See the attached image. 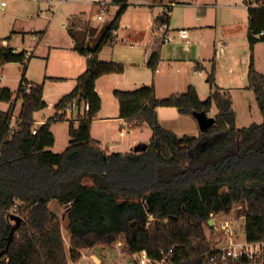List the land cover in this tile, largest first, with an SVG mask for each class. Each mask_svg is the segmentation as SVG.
<instances>
[{"label":"trees","instance_id":"1","mask_svg":"<svg viewBox=\"0 0 264 264\" xmlns=\"http://www.w3.org/2000/svg\"><path fill=\"white\" fill-rule=\"evenodd\" d=\"M129 2L112 0L120 10L95 47L78 39V52L89 57L87 68L45 124L36 128L34 117L48 107L43 84L30 83L23 74L16 94L0 86V101L10 103L8 111L0 110V264L76 263L83 249L112 244L120 236L135 259L145 250L159 262L167 257L170 264H206L211 244L205 228L214 229L209 223L212 214L228 212L240 203L247 204V241L264 242V74L256 70L254 57L255 46L264 42V35L258 36L264 32V8L249 7L248 29L249 89L262 111L261 124L237 127L233 97L219 88L213 70L208 76L213 92L205 101L193 86L164 99L151 86L116 90L120 117L133 127L149 126L153 137L144 153H109L91 136L102 108L96 81L106 74L124 73L125 66L101 61L98 53L119 29ZM161 18L169 23L168 13ZM4 40L0 39V66L16 62L26 67L30 58L26 51L18 53L3 45ZM159 62L156 50L147 65L156 70ZM19 100L22 107L14 127ZM75 103L80 125L71 123L69 146L54 153L48 150L55 145L51 125ZM214 106L219 111L215 125L198 137H179L159 123V107H175L183 115H209ZM207 135L215 139L204 146ZM53 201L68 208L74 245L70 256L61 224L50 209ZM15 206L14 214L23 222L13 232ZM259 260L264 264V257ZM248 262L245 259L244 264Z\"/></svg>","mask_w":264,"mask_h":264},{"label":"crops","instance_id":"2","mask_svg":"<svg viewBox=\"0 0 264 264\" xmlns=\"http://www.w3.org/2000/svg\"><path fill=\"white\" fill-rule=\"evenodd\" d=\"M60 1V0H59ZM58 1V2H59ZM191 0L181 1L180 5H188L194 6L201 10L198 12V15L194 20L190 22V27H187V24L184 25H174V12H175V5L172 7V10L169 14L170 20L167 24V33L166 36L170 37L171 40L167 41L164 39V35L160 37L161 32H153V36L151 41H149L148 46L146 47L145 52V65L148 66V61L150 59L151 54L158 50L160 53V62L158 67L168 64H182L184 68H186L184 76L180 78H176V81H173L171 77L168 76L165 70L161 73L160 82L156 83L155 91L156 95L159 99L167 98L173 94L182 93L183 88L185 87L186 90L189 87L193 86L196 88L200 99L202 100V90H206V86L208 87V91L210 96L213 92L211 86L208 82L209 74L214 70L216 83L225 92H229L233 97V109L235 111L234 105V92H239L243 89L249 90V70H250V62H251V49L250 44L248 41V29H249V8L246 5L244 0L243 4L234 3V4H226L222 3L221 0H214L213 4H202V3H195L190 2ZM194 1V0H192ZM50 5L53 1H49ZM69 3V0L59 4L62 6L66 4L67 6L64 9L63 18L66 21L63 24V28H61L59 34L60 37L58 41L50 43L47 41L50 35V27L46 29H35L34 31H30L27 33L25 32L23 26L17 27L16 26H8L5 32H9L10 34L2 36L0 33V39L4 40L3 45L10 46L11 48L15 49L16 52L20 51V47H16L14 45V38L15 37H22V44H26V37L25 34L31 37L32 41H34V47L30 48L31 50H23L26 51L27 57H30L26 67L24 69V74L26 79L30 83L36 84H43L44 86V100H45V91H46V83L48 80H64L71 78L75 81L74 87H71L70 91L66 94H69L74 90L77 85V78L85 71L87 68V61L89 59L88 56H84L80 54L76 48L78 39L83 41L86 47L92 41V35L96 30H98V25H95L96 28L91 27L87 28L85 32H77L80 30L82 25L87 24L86 21L92 18L93 10L100 9V6L97 4L92 3H83L79 4V2ZM132 0L129 2V8L131 6ZM133 3V2H132ZM133 4L140 5V6H150L154 7L155 5L164 4V6L168 3L162 2V0H136V3ZM118 10L116 15L120 10V6L112 4L109 5L108 12H112L113 9ZM128 8V10H129ZM211 8V9H210ZM216 9V12L213 13V9ZM209 9V10H208ZM126 11V13L128 12ZM7 11V10H6ZM5 12V11H2ZM11 12V11H10ZM5 14L10 15L12 13ZM125 13V14H126ZM124 14V15H125ZM163 13H151L149 16V21L152 28H158L156 26V22L159 21L161 15ZM123 15V16H124ZM116 17V16H115ZM115 19V18H114ZM205 19V20H204ZM15 21L18 19H14ZM122 20V19H121ZM16 24H19L17 22ZM15 24V25H16ZM121 26V24H120ZM174 26V27H173ZM120 28V27H119ZM24 31H21V30ZM119 30V29H118ZM117 30V31H118ZM187 30L188 37L181 38L180 31ZM72 31L74 33H72ZM113 33L112 40L108 44L114 45L116 32ZM171 33V34H170ZM35 35H40L39 38H34ZM74 35V36H73ZM116 35V36H115ZM51 44L46 46L47 51L44 50L45 43ZM143 41H134L131 43L130 47L135 48L137 44H142ZM264 44V42H260L255 46L254 57H255V66L256 70L264 74L259 67H258V57H259V50L258 46ZM105 46L98 53V58L103 53ZM42 49V50H41ZM41 51V55L36 56V52ZM115 52L113 53V56ZM54 58L55 60L63 61L64 70H66V74H56L51 73L49 71L50 61ZM101 60V59H100ZM103 61V60H101ZM106 62V61H105ZM22 64V63H6L0 67L4 68L9 64ZM117 63V62H115ZM24 65V64H23ZM129 67H137L136 65H128ZM157 67V68H158ZM56 71L57 68H54ZM188 70V71H187ZM206 75V80L203 82L200 81L201 75ZM35 75H38L36 82L32 80V77L35 78ZM36 80V79H35ZM21 81V80H20ZM3 82V77H0V86ZM133 84V85H132ZM137 83L134 81H127L124 73L122 74H106L101 76L96 81V91L99 93L102 99V108L99 112L97 118L92 123L91 128V136L94 140L99 142L102 149L106 150L107 152H120V153H131L133 152V148L139 144L146 142L150 144V140L153 135L149 134L147 140H143L140 135H136L139 133L138 131H144L148 129L152 131L151 128L147 125L141 127H133L131 123H128L124 119L120 117V105L118 99L115 97L114 93L116 90H123V91H131L132 89H124V86L131 85L136 86ZM164 84L167 87L169 95L167 97H162L158 93L157 85ZM2 87V86H1ZM240 93V92H239ZM116 99V103L111 101L108 103L106 100L107 96L110 95ZM62 96V97H63ZM61 97V98H62ZM60 98V99H61ZM59 99V100H60ZM59 100L57 102H59ZM46 101V100H45ZM205 101V100H203ZM1 102V101H0ZM19 102L17 101L14 111L15 112L18 108ZM48 107L45 108L48 111H53L52 115L49 117L43 113L42 111L36 112L34 114L35 121H36V128L40 127L41 125L45 124L46 121L53 117L56 114V110L54 106L56 103L54 101H46ZM5 103V102H3ZM9 104L10 103H6ZM253 108V105H251ZM22 107V106H21ZM44 109V110H45ZM9 110V109H8ZM7 110V111H8ZM3 111V110H2ZM71 111V120H68L69 112ZM158 119L159 123L168 130L177 133V129L180 130L179 125H173L172 121L181 122L184 121L183 117H190L187 118L189 120L188 128L192 130H196V123L194 115H183L181 114L177 108L175 107H159L158 108ZM236 112V111H235ZM19 113H16L17 119L19 117ZM219 114L218 109L214 106L209 115L217 116ZM237 115V113H236ZM78 116V107L71 108L66 115L61 114V119L53 122L51 125V131L55 136V144H56V134L55 128L63 123H73L76 128L79 127L80 122L77 118ZM14 118V117H13ZM238 118V116H237ZM263 122V121H262ZM176 128V129H175ZM139 129V130H137ZM189 133L186 131L185 135ZM179 136V135H178ZM184 136V135H183ZM182 137V136H179ZM198 137V136H196ZM55 146V145H54ZM51 147V148H54ZM69 146V145H68ZM67 146V147H68ZM49 148L48 150H50ZM52 151V150H51ZM54 152V151H53ZM55 153V152H54ZM52 203V202H51ZM51 209V208H50ZM87 249L86 251H89ZM91 257V258H90ZM116 258V259H115ZM84 259H93L95 263L102 262L103 264L113 263L112 260H121V256L118 254L109 256V261L105 262L101 255L92 253L89 257L84 254ZM123 259V258H122ZM114 260V261H115ZM93 263V262H92ZM94 264V263H93Z\"/></svg>","mask_w":264,"mask_h":264},{"label":"rangeland","instance_id":"3","mask_svg":"<svg viewBox=\"0 0 264 264\" xmlns=\"http://www.w3.org/2000/svg\"><path fill=\"white\" fill-rule=\"evenodd\" d=\"M49 1L52 2V6L50 5ZM59 0H7L8 6L5 9V12H0V33L2 36L10 34L9 32H5L8 26H16L21 27L23 26L25 32L27 33L30 31H34L35 29H46L50 27V35L49 39L47 41L50 43H54L55 41H58V38L60 37V30L63 28V24L66 22L63 18L64 15V9L67 6L66 4L60 5ZM72 0H69V3ZM110 5H112V0H107ZM166 2L168 4L175 3L176 7L174 12V25H184L187 24V27L189 28L190 22L192 20L195 21L198 12H201L200 9L195 8L194 6H188V5H180L177 4L175 0H162V2ZM132 2L136 3V0H132ZM131 2V6L128 10V12L122 17L121 20V26L119 30L116 32V37L114 40L115 44L112 45L106 44L105 48L103 50L102 55L100 56V59L106 62H117L121 63L125 66L124 76L127 81L131 82L134 81V83H137L136 86L127 85L124 86V89H138L143 86H151L155 87L156 83L160 82V76L161 73H163L165 70L169 77L173 79V81H176L178 78L184 76L186 68L182 64H171V65H164L158 67L156 70L151 69L150 67L145 65V52L146 47L149 44V41H151V38L153 36V32H161L160 37L162 36L163 31H159L158 28H152L149 16L150 14L156 13H163L165 11V8L169 7L168 4L164 6V4H158L154 7L150 6H140L133 4ZM195 3H202V4H213L214 0H194L190 1ZM222 3H228V4H234L239 3L243 4L244 0H221ZM75 3V2H72ZM83 4V3H79ZM211 9V8H210ZM213 9V8H212ZM7 10V11H6ZM209 10V9H208ZM11 11V12H10ZM118 10L115 8L112 10V12H107L105 14H102L100 9H94L92 12V18L86 21L87 24L82 25L81 29L77 32H85L87 28L95 27V25H98V30L94 32L92 35V41L87 46L95 47L102 39L106 27L110 25V23L114 20L116 13ZM12 13L10 15H6L8 13ZM216 12V9H213V13ZM102 14L103 20H98L97 15ZM18 20H14V19ZM205 20V19H204ZM19 22V24H16ZM185 22V23H184ZM16 24V25H15ZM156 26H159L158 21L156 22ZM174 27V26H173ZM21 30V29H20ZM21 30V31H24ZM8 33V34H7ZM31 33V32H30ZM171 34V33H170ZM26 37V44H22V37H15L14 38V45L16 47H20L21 50H31L30 48L34 47V41H32L30 35L29 37L25 34ZM134 41H143L142 44H137L135 48H131L130 45ZM45 43L44 50L47 51L46 46H49L51 44ZM42 50V49H41ZM259 50V57H258V67L259 69L264 72V44H261L258 46ZM115 52V55L113 56V53ZM41 55V51L36 52V56ZM136 65L137 67H129L128 65ZM64 63L61 60H55L54 58L50 61V67L49 71L51 73L56 74H66V70H64ZM54 68H57L56 71ZM25 65L23 64H9L6 67L2 68L0 67V77H3V82L1 83V86L4 88H9L12 92L16 94V92L19 90L20 87V80L23 77L24 74ZM86 70V69H85ZM188 71V70H187ZM38 75H35V78L32 77V80L39 82L40 80H37ZM206 75L200 76V81L203 82V80H206ZM177 78V79H176ZM36 79V80H35ZM75 81H73L71 78L64 79V80H48L46 83V91H45V100L46 101H54L55 103L65 94L72 89L71 87H74ZM133 85V84H132ZM158 93L162 97H167L168 90L166 85L158 84ZM202 90V100H207L210 97V93L207 89ZM182 93H185L187 90L184 87ZM240 92V93H239ZM234 92V108L237 113V127L243 128L248 127L252 124H261L263 121V114L262 111L256 101L255 94L251 90L243 89L241 91ZM106 100L108 103L117 102L116 99L110 95H106ZM253 105V108L252 106ZM22 106V102H19L18 108L15 112V116L12 121V125L16 127V121H17V115L16 113L20 112ZM10 108L9 104L0 102V110L7 111ZM43 113H45L48 117L49 115L53 114V111H48L47 109L43 110ZM213 116V115H210ZM195 117V116H194ZM216 117V116H213ZM71 111L68 115V120H71ZM184 121L181 122H175V120L172 121L173 125H179L181 127L180 130L177 129V133L179 136H183L186 134V131L189 133L190 136H200L202 131L200 129L199 123L197 121V127L196 130H192L191 128H188L189 125L188 121L190 117H183ZM195 120L196 117H195ZM176 129V128H175ZM56 134V144L54 148H51L50 150L54 151L55 153H62L67 146L70 144L71 136L69 133L70 130V123H63L56 127L55 129ZM139 130V129H137ZM139 133H136V135H140L142 139L145 141L148 139L149 134L153 135V131H149L148 129H145L144 131H138ZM215 139V135H207L205 139L202 142V145L206 146L210 144ZM146 143V142H143ZM49 149V148H48ZM85 183H91L90 180H86ZM51 210L54 212L57 220L61 224L62 228V234L65 242V248L68 256H70V249L74 247L72 243V235L68 228V208L58 204L56 201H53L50 204ZM247 209L246 203H240V204H234L233 207L228 212H223L220 214H216L212 216V219L214 221V229H210L208 226H206V234L209 238L211 247L215 246L218 241L226 240L228 239L224 234L219 230L221 224L225 221H230L231 226L234 228V239H237L240 242H244L247 240L246 238V217H245V211ZM152 221V220H151ZM87 249H90L89 251H86ZM83 249L81 251L82 257L81 259L74 263L70 262V264H99L95 263L93 259L91 261L89 259H84V254L86 256H90L92 253L101 255L103 257V260L105 262L109 261V256L118 254L121 256V260H112L113 262H116L117 264H125L130 259V252L128 248V244L126 242V239L123 236H120L116 242L112 244H102L98 243L96 246L92 248ZM253 252H258L260 258L264 257V242L257 243L253 249ZM91 258V257H90ZM123 258V259H122ZM260 261V260H259ZM262 261V260H261ZM93 262V263H92ZM151 264H170L169 261L166 262H158V263H151Z\"/></svg>","mask_w":264,"mask_h":264},{"label":"built area","instance_id":"4","mask_svg":"<svg viewBox=\"0 0 264 264\" xmlns=\"http://www.w3.org/2000/svg\"><path fill=\"white\" fill-rule=\"evenodd\" d=\"M66 0H60V4L65 2ZM74 2L79 3H92L97 4L100 6V11L102 14L108 12V8L110 3L107 0H72ZM246 5L249 7H256V8H264V0H245ZM176 5L175 3L168 4L169 7L165 8L164 13L170 14V7ZM8 3L7 0H0V12L5 11L7 8ZM52 6V5H51ZM102 14H98V20H103ZM162 14V15H163ZM161 15V16H162ZM158 30L163 31L164 39L170 41L171 38L166 36L167 33V24L163 23V19L161 18L159 21ZM188 31L182 30L180 31L181 38L188 37ZM264 32L259 34L258 36H263ZM40 35H35L34 38H39ZM78 107L75 103L73 108ZM86 109H89V105L86 104ZM36 133V131H34ZM17 210V206L12 209V214L15 213ZM216 215V214H212ZM153 218L150 217V221ZM219 230L226 236L228 239L222 241H218V243L211 247V249L205 254L206 255V264H244L245 259H248V264H263L262 261H259L257 258L259 257L258 252H253L252 249L257 243H249L247 240L244 242H240L237 239H234V228L231 226L230 221H225L221 224ZM168 258L166 257L162 262H166ZM158 263L159 261H155L150 258L148 253L144 250L140 252L138 259H135L130 254V259L125 264H151V263ZM99 264H103L99 262ZM108 264H117L116 262L108 263Z\"/></svg>","mask_w":264,"mask_h":264},{"label":"water","instance_id":"5","mask_svg":"<svg viewBox=\"0 0 264 264\" xmlns=\"http://www.w3.org/2000/svg\"><path fill=\"white\" fill-rule=\"evenodd\" d=\"M194 116L196 117L202 132H206L212 126H214L216 123L215 117L210 116L205 112L195 113ZM148 149H149V144L139 143L133 148V152L134 153H144V152L148 151ZM11 218L15 222V226L13 228V232H14L16 227H19L22 224L23 218L20 217L19 215H16V214L12 215ZM209 223L211 226L214 225V221L212 218L209 220Z\"/></svg>","mask_w":264,"mask_h":264}]
</instances>
